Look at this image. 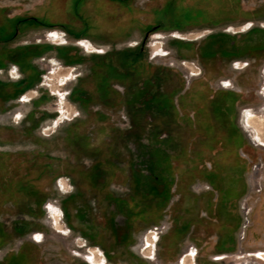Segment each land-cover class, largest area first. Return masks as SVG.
<instances>
[{
	"label": "rangeland",
	"instance_id": "rangeland-1",
	"mask_svg": "<svg viewBox=\"0 0 264 264\" xmlns=\"http://www.w3.org/2000/svg\"><path fill=\"white\" fill-rule=\"evenodd\" d=\"M171 10L200 14L179 29L170 27L173 19L160 17ZM16 26L18 33L10 37ZM51 30L58 32L63 44L54 37L49 38L60 45L44 39ZM175 32L180 36H172ZM77 39L89 40L102 53L80 42L86 52ZM154 42L167 53L150 58ZM0 54V60L7 62L0 67V81L11 87L7 93H21L27 83H16L36 71L24 91L32 93L30 102L0 98V261L25 248L26 254L17 256L22 264H92L88 252L97 247L101 264H177L185 251L193 252L186 250L193 246L196 264H264V0H0ZM97 54L102 57L93 60ZM190 67L199 73L191 75ZM68 71L74 75L71 81L69 75H56ZM224 81L231 83L228 89L223 88ZM56 86L74 116L54 126ZM215 90L236 95L235 124L244 140L238 159L225 166L228 172L216 173L230 222L218 231L229 240L221 242L218 233L212 242L213 227L222 224V213L218 207L215 213L208 211L213 195L203 173L183 180L182 189L173 180L162 212L129 220L117 230L118 236L113 235V225H107L105 218L110 203L101 195L106 189L82 183V175L99 161L98 173L114 171L107 187L115 196L127 197L133 161L124 139L128 130L135 129L142 138L146 132H157L159 121L165 120L157 112L166 106V94L170 106L192 115L194 107L183 111L180 97L199 105L200 97ZM128 122L132 129H127ZM73 123H77L74 137L84 134L85 140L66 139ZM197 131L191 135L204 156L201 165H207L203 134ZM258 163L262 190L255 193L249 181ZM70 194L75 203L87 205L84 211L76 213L75 203L67 202L68 211L63 208ZM244 197L252 209L241 240ZM36 201L40 206L35 207ZM146 201L142 197L136 206ZM47 205L60 217L55 213L51 218ZM159 224L166 230L155 241L153 253L147 254L144 239ZM220 254L228 257L216 260ZM93 257L91 261L97 258Z\"/></svg>",
	"mask_w": 264,
	"mask_h": 264
},
{
	"label": "flooded vegetation",
	"instance_id": "flooded-vegetation-1",
	"mask_svg": "<svg viewBox=\"0 0 264 264\" xmlns=\"http://www.w3.org/2000/svg\"><path fill=\"white\" fill-rule=\"evenodd\" d=\"M32 20L34 18L32 17ZM18 33V26L14 27L13 33L10 37H13ZM81 44H79L80 46ZM84 50H86L85 46L83 45ZM140 49H143V45H141ZM59 50V49H57ZM87 52V51H86ZM98 53V52H97ZM102 53V52H101ZM32 57L30 58L31 63ZM32 65V64H31ZM7 66V62H5L4 59L0 60V67L5 68ZM22 68V67H21ZM36 72V71H35ZM33 70H31V74L27 78H22L18 83V86L22 83H27L25 85V89L21 93H14L11 92L7 93V90H11V87L6 84V82L0 81V98L9 96V97H15L21 100V98L24 96V91L27 90L29 81L33 82V79L36 76ZM128 74V73H127ZM48 85L49 83L46 82ZM7 86V87H5ZM4 87V88H1ZM10 87V88H8ZM51 87V86H50ZM144 90V88L142 89ZM4 91H6L4 93ZM82 94V93H81ZM32 96V94H30ZM33 97V96H32ZM209 99V97H200L199 99V105L192 103H189L185 97H180V106L182 107V110L185 111V107H194L192 115L185 114L184 112L180 113V110L178 107L170 106L171 104V97L169 98V95H164V105L165 107H161L160 110L157 112L160 115L165 116V120L159 121L160 126L159 130L156 132L154 130H151L150 132H146V134L143 135V138L139 136V132H136L135 129H132L131 123L128 122L127 129L130 128L132 130H128V136L124 138L127 140V143H129L128 148L131 151V158L132 161V176H131V187H130V193L127 195V197H119L115 196L114 193L110 190V188L107 187L109 179H112L114 177V164L110 162L111 165H113L112 172L108 173H98V166L100 162H95V166H93L88 173H84L81 177V182L84 181L89 184H91L93 187L95 186H102L106 190L103 192L102 200H106L110 203L106 218V224L108 225L109 222H111L112 226V234L119 235V232H117L118 229L124 228L129 224V220L135 221L139 217H144V215L147 212H153L154 210H160L162 212L166 202L169 200L171 190L170 186L175 181V187L180 189L182 187V181L186 180H192L196 177L197 174L203 173L206 175L204 171H207V165H201L203 164V154L201 150L197 149V139H194L191 134H193V130L197 129L199 131V128L204 129L205 126H210L211 129L213 126L222 125L224 126L226 122L230 120V114L227 116L220 115L219 113L213 112V110L210 107V104L212 103V100L207 102L206 99ZM84 98H82L83 100ZM191 100V99H190ZM203 101V102H202ZM201 102L202 107H201ZM132 104V103H131ZM141 107L143 108L144 102L140 103ZM168 104V105H167ZM196 105V106H195ZM212 105V104H211ZM209 106V108H207ZM64 110L62 109V112ZM83 112L86 110L82 109ZM69 113V111L67 110ZM64 113V112H63ZM232 113V112H231ZM100 117H105V114L102 113H96ZM79 113L77 114V116ZM61 116L56 122H60ZM181 118V119H180ZM228 118V119H227ZM80 120H77V122ZM174 123L172 126L171 123ZM200 122H203L201 124ZM77 123H73L71 126H68L67 128V135L66 139H78L85 140L87 137L84 134L77 135L74 137L75 132H73V127H75ZM200 125V127H199ZM150 126V124H149ZM147 130H144V132ZM197 131V133H198ZM213 131V129H212ZM165 134L163 137L161 135L163 133ZM158 135H157V134ZM195 133V131H194ZM131 134V135H129ZM213 134V133H212ZM76 135V134H75ZM189 138H191V143H189ZM207 151V150H206ZM209 154H212V151L209 150ZM209 156V155H208ZM205 157L207 159L206 153ZM211 161V167H217L219 170L222 168L221 163L215 162L213 157H210ZM93 164V165H94ZM214 164V165H213ZM224 167V166H223ZM227 167H225L226 169ZM203 171V172H202ZM102 177L100 181H98V178ZM63 181V180H62ZM65 182V181H64ZM99 182V183H98ZM19 186L21 188L23 185L20 184ZM68 186V183L65 182ZM83 185V184H82ZM2 185H0V192H2L3 189H1ZM69 187V186H68ZM67 187V188H68ZM104 188L100 189L101 191L104 190ZM81 189V186H80ZM182 189V188H181ZM77 193L79 188L77 187ZM38 190H34V192H37ZM136 197H139L136 199ZM143 197V200H147L146 203H144L143 206L138 208L136 206V203L138 200H140ZM74 195L67 196V199L63 202V208L65 210H69V204H74L75 201ZM68 202V203H67ZM35 207L40 206V203L36 201L34 204ZM85 203H75L73 206L76 213H79L80 211H84L86 208ZM53 208L51 205H47V211L50 213L53 212ZM55 209V208H54ZM141 211V213H140ZM52 218V213H51ZM131 223V222H130ZM54 224V221H53ZM35 240V239H34ZM125 240V239H124ZM95 249V248H93ZM186 254L184 255V257ZM190 264V262L188 263Z\"/></svg>",
	"mask_w": 264,
	"mask_h": 264
},
{
	"label": "crops",
	"instance_id": "crops-1",
	"mask_svg": "<svg viewBox=\"0 0 264 264\" xmlns=\"http://www.w3.org/2000/svg\"><path fill=\"white\" fill-rule=\"evenodd\" d=\"M192 18H195V17H191V15L189 16L186 14H175V21L180 23V25L184 24V22L192 20ZM51 31H55V30H51ZM44 39L50 40V38L47 37V34L44 36ZM80 42H84V43L88 44L89 46L95 48V50L98 49L89 40L77 39V45H79ZM51 43L55 44L52 41H51ZM56 45H58V44H56ZM97 55L98 56H96V58L93 57L92 59L96 60L99 57H102V56H100L101 54H97ZM5 87H7V86H5ZM225 89H228V88H225ZM208 96H209V99L207 98L206 100H207V102L208 101L210 102L212 100V103H211L212 105L210 104V107L213 110V112L219 113L220 115H224V116H227L229 114L231 115L229 122L227 121L224 126H222V125L213 126V128H212L213 131H212L211 127L208 125L205 126L204 129L199 128V130L203 134L202 143L205 145L204 149L207 150L206 156H207V166H208L207 169L208 170L205 173H206L207 178H209V180H210V181H208L210 183V189H211L209 191V193H212V195H213L209 201L208 211H213V213H215V211L217 210V207H218L219 211L222 213V215H221L222 224L219 226V228L213 227L214 233H213L212 242L214 243L215 242L214 239L217 237L216 235H218V233H219L218 229H220V228L225 229L226 226H228V224L230 223L229 220L227 219V214H226L228 201L225 199V193L222 194L220 192V190L218 189V187L216 186L218 184V181H219V174H216V173H222V175H225L228 172V169L227 168L225 169V166L229 165L232 162V160L238 159L237 157H239L238 156L239 149L242 147V145H244V140L243 141L240 140V138H242L243 136L241 135L240 130L238 129V126H236V124H235V118L234 117H235V111L237 110V101H238V99H236V95L230 90L223 91V92H217L215 90L213 94L208 95ZM202 102H201V107L203 104ZM207 108H209V106ZM200 123L203 124V122H200ZM209 150L212 151V154L208 153ZM211 156L213 157L215 162H218L219 164L221 163L222 168L220 170L217 167H213V168L211 167L212 166L211 161H210ZM208 175H209V177H208ZM216 187H217V189H216ZM220 207H222V209H220ZM51 213L53 214L52 218L56 214L60 217L58 211L54 208H53V212H51ZM53 221H54V219H53ZM60 221H61V218H60ZM54 226H55V222H54ZM177 227H180V226H177ZM55 228L58 229L56 226H55ZM61 228L63 229V227H61ZM58 230L61 231V229H58ZM222 231H224V230H222ZM176 232H177V230H176ZM221 235L223 237L222 241L219 239L221 242H224L226 239L229 240L228 236L225 237L224 232L221 233L220 236ZM39 238H40V236L37 235L36 240H38ZM216 240H218V239H216ZM155 245H156V243H155ZM95 248H97V247H95ZM193 248L196 250L195 247H193ZM154 250H155V248H154ZM185 252L180 256L177 264H182L181 259H182L183 255L185 254ZM241 252L242 251H240L239 254ZM186 256L187 257L184 258L183 262L185 263L186 262L185 260L189 259L190 264H191L190 256H188V255H186ZM261 256H263V255H261ZM227 257H228V255L220 254L215 259L216 260H223ZM154 258H155V256L153 258H148V259H154ZM6 262H8L7 259H6ZM192 262H193L192 264H196L195 255L192 259ZM14 264H16V263H14Z\"/></svg>",
	"mask_w": 264,
	"mask_h": 264
},
{
	"label": "bare ground",
	"instance_id": "bare-ground-1",
	"mask_svg": "<svg viewBox=\"0 0 264 264\" xmlns=\"http://www.w3.org/2000/svg\"><path fill=\"white\" fill-rule=\"evenodd\" d=\"M172 36L179 37L180 35L177 34V33H173ZM47 37L48 38L49 37H54L55 40H58L60 44H63V41L58 36V32L57 31H50L47 34ZM153 38H156V37L153 36ZM55 44H57V43H55ZM60 44H58V45H60ZM80 46L83 47V45H80ZM152 46H153V48H152L153 50L152 51L154 53L153 56H161V55H165L167 53V51H164L161 46L159 48H156V43L155 42L152 43ZM97 50H98V52H100V51L102 52V50H100V49H97ZM190 71H191V75H196L197 72H198V69L197 68L195 69L193 67H190ZM51 74H54V72L51 73ZM56 75H67V76L69 75L71 78L68 79L67 81H71L72 79H74V75H73V73L71 71H68L65 74L56 73ZM223 84H224V86H223L224 88H229V86L231 85V83L230 82H227V81H224ZM52 91H53L54 94H56L58 96V104H56V105H58V111H57L58 114H57V117L52 122V125L57 126L58 124H60L64 120H71L74 115H71L70 113L67 112V110L70 112L69 107H68L69 105H65L66 102H65L64 97H63V94L60 92L61 90L58 88V86H56L55 90L52 89ZM33 93H34V91H33ZM30 94H32V93H26V94H24V96L22 97L21 100H19V102H26V103L27 102H30L33 99V97L30 96ZM62 109L64 110L63 111L64 113L62 112ZM61 116H63V118H61V121L60 122H56V120H58ZM252 176H254V175H252ZM200 187H202V186L200 185ZM202 188H207V187H202ZM198 189H200V188H198ZM146 236L147 237L144 239V250L147 252V254H151V253H153V248L155 246V241L158 240L159 235L156 232H153V231L149 230V233ZM94 250H96V249H94ZM94 250H89V252H88L89 253V259H87V260H89L92 264H99V262L101 264V259H100V256L101 255H100V252H98L97 250L96 251H94ZM187 250L188 251H193L190 254H186V255L190 256L191 264H192L193 263L192 262V259H193V256L196 253V250L193 248V246L191 248H188ZM93 254L96 255L97 258L95 260L91 261L92 258H94L93 257ZM183 261H184V259L182 258L181 259V263L182 264H184Z\"/></svg>",
	"mask_w": 264,
	"mask_h": 264
},
{
	"label": "built area",
	"instance_id": "built-area-1",
	"mask_svg": "<svg viewBox=\"0 0 264 264\" xmlns=\"http://www.w3.org/2000/svg\"><path fill=\"white\" fill-rule=\"evenodd\" d=\"M151 57H154V56L152 55V56H150V58ZM170 65L174 66L175 64L171 63ZM187 80H188V78H187ZM252 175H254V176H252V178L249 181V188L252 192L260 193L262 190V178H263L261 163L253 165ZM240 205H241L240 207H241V210L243 213V222L241 225L242 229L239 233V237L242 240L245 237V229L249 225L248 215L251 212L252 207L247 204V198L246 197H244L242 199ZM150 230L153 232H156L159 235L166 230V227L164 224H159V225L153 226L152 229H150Z\"/></svg>",
	"mask_w": 264,
	"mask_h": 264
},
{
	"label": "trees",
	"instance_id": "trees-1",
	"mask_svg": "<svg viewBox=\"0 0 264 264\" xmlns=\"http://www.w3.org/2000/svg\"><path fill=\"white\" fill-rule=\"evenodd\" d=\"M237 2V0H235V3ZM194 9H196V8H194ZM172 11V12H171ZM170 12H168L166 15L164 14V15H161L160 17H161V19H164L166 16H167V18L166 19H168V20H171V19H173L172 21V25L170 26V27H174V28H179V29H181L182 28V26H184V24L186 23V22H184V24H181L180 25V23H178L177 21H175V14H177V13H175V11L174 10H171ZM185 13H186V15H191V17H195V18H192V20L193 19H196L198 16H199V12H197V11H190V10H186L185 11ZM168 15H169V17H168ZM210 21H212V20H210ZM188 22V21H187ZM212 23V22H211ZM210 47H208V48H206V49H209ZM213 46L209 49V50H211L212 51V53L214 52L213 51ZM0 85H1V83H0ZM26 247V246H25ZM25 249V248H24ZM20 250L19 252H18V254L17 255H6L3 259H2V261H0V264H14V263H16V264H22V261L20 260V259H18V255H22V254H26V249L25 250ZM6 259L8 260V262H6Z\"/></svg>",
	"mask_w": 264,
	"mask_h": 264
}]
</instances>
